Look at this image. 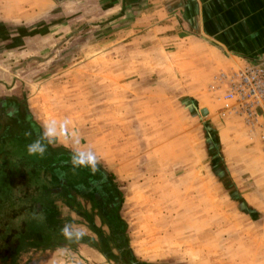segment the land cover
Wrapping results in <instances>:
<instances>
[{"label": "crops", "instance_id": "1", "mask_svg": "<svg viewBox=\"0 0 264 264\" xmlns=\"http://www.w3.org/2000/svg\"><path fill=\"white\" fill-rule=\"evenodd\" d=\"M81 37L86 42L75 54L84 56V69L93 61H100L97 70L118 72L116 79L106 80L112 88L111 94H106V102L115 101L116 106H121L116 113L133 121L117 125V137L127 140L131 134L136 138L152 136L146 142L123 141L116 145L117 160H121L118 171L125 175L130 159L156 169L164 161L166 166L174 160L190 161V167L175 180L183 186H194L198 198L201 187L209 185L215 189L210 198H223L215 201L220 210L214 211L212 217L217 216L224 223L195 228V246L215 248L234 235L230 241L238 249L228 254L229 263L264 264V152L257 139L246 133L243 118L221 116L222 102L205 90L218 73L264 57V0H0L1 114H11L7 104L16 95L5 92L18 86L11 74L14 66L7 65L13 52L21 59L34 54L43 57ZM119 91L117 98L111 100L110 96ZM17 109L30 114L24 105ZM40 113L44 114L42 110ZM188 120H199L205 139L214 144L217 152L212 156L215 163H211V171L202 164L204 156L198 153L202 149L194 147L200 137L189 131ZM61 151H51L52 162L28 163L36 167L32 174L25 173L27 164L21 163L22 174L12 176L9 199L15 201L7 205L20 216L8 226H18L19 232L6 237L11 249L2 262L125 264L124 239L117 236L119 213L112 201L119 198L110 196V188L114 189L110 178L92 173L89 168L70 171L68 181L55 177L57 164L61 166L57 162ZM192 152L197 154L191 158ZM219 162L224 173L216 168ZM40 164H44L47 173L51 172L50 176H45ZM86 173L89 180L82 177ZM100 176L99 183L94 181ZM217 180L229 186H225L228 198L219 195ZM46 183L51 185V191L41 189ZM18 186L22 187L19 193L15 190ZM229 198L239 200V205H225L224 200ZM199 207L200 204L195 214ZM203 217L196 218L195 227L204 222ZM65 224L82 227L86 234L69 241L61 234ZM185 260L194 262L187 258L181 262ZM201 260L205 261L202 258L196 262L201 264Z\"/></svg>", "mask_w": 264, "mask_h": 264}, {"label": "rangeland", "instance_id": "2", "mask_svg": "<svg viewBox=\"0 0 264 264\" xmlns=\"http://www.w3.org/2000/svg\"><path fill=\"white\" fill-rule=\"evenodd\" d=\"M85 42V38L81 37L77 39L76 43L67 42L64 47H60L62 50H55L51 55L43 57L34 54L28 59H21L20 55L13 52L7 65L8 67L14 66V71L9 70L13 74V82L18 81V86H15L12 91L6 90L5 92L6 94L12 92L16 96H12V101L10 99L7 104L9 105L8 112H11L9 115H12L13 119L6 117V114H1L0 110V134H4L3 132L7 128L9 129L7 135H3L1 139L7 140L8 138L11 140L12 138L13 141L16 136L22 135L19 138H23L24 146L21 147L20 154L27 157L26 159L30 160L31 163L37 160L45 161V155L42 158L28 155L27 145L40 136L43 125L50 119L57 121L69 119L72 121L70 128L80 138L79 148L81 150L91 149L95 152L99 159L96 174L101 175L103 173L108 179L110 178V186L112 184L114 186V189L110 188L112 190L110 196L117 195L119 198L112 201L113 206L117 207L119 213V221L117 222L119 227L117 228L120 231L117 236L124 239L125 264H198L196 261L202 258L205 261L201 260V264H232L227 259L230 251L236 248L230 241L234 235H230L226 241L221 242V246L215 245V248L195 246L197 241L194 236L196 233L195 228L202 227L205 229L217 225V222L219 224L224 223V220L218 221L217 216L212 217L214 211L220 210L214 205L215 201L218 202L223 198H210L214 196L215 192V189L211 187L212 185H209L208 188L201 187V194L198 198L197 192L195 193V189H193L194 186L189 187L190 183L183 186V183L180 184L179 180H175L181 177L180 173L184 169L190 167V161H178L176 163L174 160V163L171 161L168 166L164 165L166 164L164 161L156 169L145 166L142 161L133 162L130 159L129 162L127 161L129 165L124 168L127 171L126 174L124 175L118 171L121 166L119 165V168L117 166L121 160H117L116 145H121L123 141L136 143L144 140L146 142L152 136L142 135L140 138H136L135 135L131 134L130 137L128 135L127 140H125V137H117V125L121 126L123 121H133L131 118L123 119L124 114L116 113L117 107L121 106H116L115 101L106 102V99H108L106 94L108 95L112 91L111 86H107L106 80L116 79L118 72L114 70L108 73L107 71L97 70L100 61H93L87 69H84V65L82 66L85 61L84 56L75 54V51L79 50V47L83 46ZM17 60H19L18 63H14ZM75 62L77 64L73 65L72 63ZM255 63H245L242 66L247 67ZM73 68L76 69L73 70ZM54 82L55 86L53 87ZM210 83L205 87L208 92ZM114 84L116 86V82ZM117 94H120V91L113 93L110 99L117 98ZM23 105L28 107L30 114H25V108L24 110L17 109L19 106L23 107ZM129 106L131 108L133 105L129 104ZM41 110L44 114L40 113ZM220 115L229 117L235 114H224L222 112ZM27 117L32 120L33 127L27 123ZM206 117L207 115H205ZM188 121H190L189 131L200 137V142L195 144L194 147L202 149V151H198L204 156L202 164L206 171H211L210 165L212 162L215 163L212 156L217 152L214 149V144L208 143L205 139L204 128L202 124H198L199 120ZM130 126L132 130L134 125L131 124ZM12 130H14V133ZM10 131L12 136L8 135ZM153 139L156 138L153 137ZM257 144L260 150L264 152L263 146ZM67 145L70 147L61 141H57L55 145H50L48 150L52 152L57 149L62 150L61 157L55 156L58 158L57 162L61 166L69 165L72 167L70 161L73 146L70 141ZM7 148L13 150V146ZM9 153L11 154L10 151ZM193 154H197V152H192L190 157ZM191 164L193 165L194 162L191 161ZM71 167H69L70 169L68 167H58L54 176H62L63 179L65 177L66 180H69L68 174L70 171L73 172ZM216 168L224 173L222 163H220V166L216 165ZM202 171L203 169H201ZM85 176L88 179L89 175L87 173L82 175L84 178ZM225 178H228V176L226 175ZM95 180L98 183L100 181L99 177ZM215 183H217V188L220 190L219 195L228 198L229 194L226 187L229 186L225 185V187L219 180ZM102 189L104 191L108 190L106 187ZM186 191H188V195ZM237 201L230 198L224 200L227 203L225 205L232 204L234 206L239 205L240 201ZM198 204H200L198 214L204 216V222L195 227L196 218L199 217L198 214H195ZM219 205L222 206L220 203ZM224 228H221V230L224 231ZM212 240L213 236H210L208 241L211 242ZM228 244H231V247ZM189 251L192 253L190 254ZM196 254H205V257L195 256ZM183 258L190 261L194 260V262L188 263L186 260L181 262ZM207 259H210V261ZM0 264H3L1 259Z\"/></svg>", "mask_w": 264, "mask_h": 264}, {"label": "built area", "instance_id": "3", "mask_svg": "<svg viewBox=\"0 0 264 264\" xmlns=\"http://www.w3.org/2000/svg\"><path fill=\"white\" fill-rule=\"evenodd\" d=\"M208 89L222 102L223 113L241 116L247 134L264 148V58L218 73Z\"/></svg>", "mask_w": 264, "mask_h": 264}, {"label": "trees", "instance_id": "4", "mask_svg": "<svg viewBox=\"0 0 264 264\" xmlns=\"http://www.w3.org/2000/svg\"><path fill=\"white\" fill-rule=\"evenodd\" d=\"M6 117L8 118L10 117V119H13L12 118L13 116L9 114H6ZM27 123L31 127L34 126L32 120L29 119L28 117H27ZM8 130L9 129L7 128L6 131L3 132L4 134H0V194H1V198H3L0 200V259L1 261L4 259V256L9 255L10 253L9 250L11 249L10 248L11 246L6 241L7 239L6 237L8 235H11L12 233L19 232L18 226L17 227H12L11 225L8 226L11 220L18 218L20 216L19 212L16 214H13L15 212V209H10L9 208L10 206L7 205V202L10 203L12 200L13 202L15 201L14 199H9L12 196V191H13V185H12L13 182L11 178L12 176L15 177V176L22 174L23 171H21L22 169V167L20 166L21 163H23L24 165L25 163L27 164V167L25 168V173L27 174L34 173V170L32 171L31 169H36V167L28 166V163L30 165H32V163L29 162L30 160L27 161L26 159L27 157H24L20 154L21 147L24 146V141L22 140L23 138H19V136L21 137L22 135L16 136V138L13 139V141H12V138L11 140H9L8 138L7 140L1 139L3 135H7L6 133L8 132ZM12 131L14 133V130ZM8 135L12 136V132L10 131ZM8 146H13V150L8 149L7 148ZM9 151L11 152V154L9 153ZM45 156H46L44 157L46 158L45 161H40V160L38 161H40V163L45 162L44 164H46L48 160L49 162H52L54 155H52L50 150H47V152L45 153ZM44 164L42 165L40 164L41 166H43L42 169H44ZM65 166L67 165L60 166V167L65 168ZM45 174H46L45 176H47V174L50 176L51 172L47 173V171L45 170ZM101 176L99 177L100 179H101ZM21 189H22L21 186H18L17 188H15V190H17V193H19ZM41 189L44 190V192H48L49 190L51 191V185H48L46 183ZM12 228H16V229H12Z\"/></svg>", "mask_w": 264, "mask_h": 264}, {"label": "clouds", "instance_id": "5", "mask_svg": "<svg viewBox=\"0 0 264 264\" xmlns=\"http://www.w3.org/2000/svg\"><path fill=\"white\" fill-rule=\"evenodd\" d=\"M72 121L69 119H64L62 121H57L55 119H50L43 125V130L40 136L27 145V153L30 156L43 157L48 150L50 145H55L57 141H61L64 144H68L69 141L72 144V155H71V165L73 170L77 168H89L92 173L97 171L99 159L94 151L81 150L79 148L80 138L78 134L70 128ZM61 234L65 239L79 240L86 234L84 228H74L71 224H65L61 229Z\"/></svg>", "mask_w": 264, "mask_h": 264}]
</instances>
